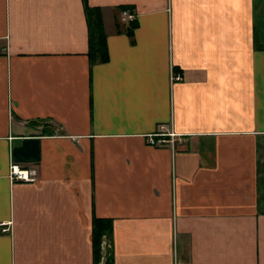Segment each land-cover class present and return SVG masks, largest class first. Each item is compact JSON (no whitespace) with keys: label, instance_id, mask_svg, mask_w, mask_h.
Here are the masks:
<instances>
[{"label":"crops","instance_id":"crops-1","mask_svg":"<svg viewBox=\"0 0 264 264\" xmlns=\"http://www.w3.org/2000/svg\"><path fill=\"white\" fill-rule=\"evenodd\" d=\"M88 5L0 0V264H264V0Z\"/></svg>","mask_w":264,"mask_h":264},{"label":"trees","instance_id":"trees-1","mask_svg":"<svg viewBox=\"0 0 264 264\" xmlns=\"http://www.w3.org/2000/svg\"><path fill=\"white\" fill-rule=\"evenodd\" d=\"M85 13L89 28V52L88 57L91 66L105 63L109 60V50L107 45V35L103 25L101 10L97 7L88 5V0H83ZM125 9V8H123ZM122 9V10H123ZM133 23L130 27L129 34H133ZM113 232V223L110 219L97 218L93 223V254L94 264H100L102 259V243L104 237L111 238ZM106 264H111L108 260Z\"/></svg>","mask_w":264,"mask_h":264},{"label":"built area","instance_id":"built-area-1","mask_svg":"<svg viewBox=\"0 0 264 264\" xmlns=\"http://www.w3.org/2000/svg\"><path fill=\"white\" fill-rule=\"evenodd\" d=\"M136 18L135 14L132 13L130 10L126 9L122 11V21L123 22H132ZM174 79H179L178 76H175L173 74ZM168 134L164 131H162V128L159 129L155 134L150 135L149 137V143L154 146H161L167 142H171L172 145L174 144V137L175 135L172 133L168 136L171 137L170 140L166 139V136ZM9 177L12 181H22V182H27V183H34L38 181V174L35 171H31L30 169L27 168H22L16 163H12L10 165V171H9ZM8 229L4 227L2 229V232H6Z\"/></svg>","mask_w":264,"mask_h":264}]
</instances>
